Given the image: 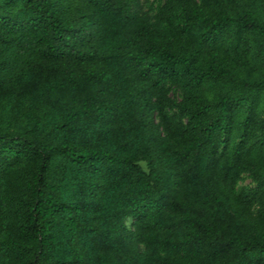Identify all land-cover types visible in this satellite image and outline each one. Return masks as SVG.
Returning a JSON list of instances; mask_svg holds the SVG:
<instances>
[{
    "label": "trees",
    "instance_id": "1",
    "mask_svg": "<svg viewBox=\"0 0 264 264\" xmlns=\"http://www.w3.org/2000/svg\"><path fill=\"white\" fill-rule=\"evenodd\" d=\"M0 264H264V0H0Z\"/></svg>",
    "mask_w": 264,
    "mask_h": 264
},
{
    "label": "rangeland",
    "instance_id": "2",
    "mask_svg": "<svg viewBox=\"0 0 264 264\" xmlns=\"http://www.w3.org/2000/svg\"><path fill=\"white\" fill-rule=\"evenodd\" d=\"M248 180H246V182H247Z\"/></svg>",
    "mask_w": 264,
    "mask_h": 264
}]
</instances>
